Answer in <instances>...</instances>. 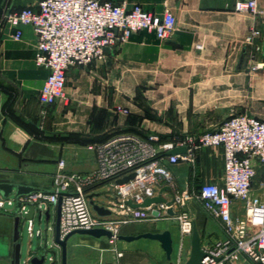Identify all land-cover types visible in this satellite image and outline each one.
I'll return each instance as SVG.
<instances>
[{
	"label": "crops",
	"instance_id": "obj_1",
	"mask_svg": "<svg viewBox=\"0 0 264 264\" xmlns=\"http://www.w3.org/2000/svg\"><path fill=\"white\" fill-rule=\"evenodd\" d=\"M34 1L6 0L1 15ZM109 1H124L127 7L140 4L157 14L169 7L176 18V29L163 40L152 31L139 30L106 52L104 61L69 67L65 99L47 107L37 100L48 70L34 63V31L23 26L21 38L15 40L12 29L7 24L0 25V124L4 135L0 139V180L50 190L60 159L65 161L64 168L69 172L89 173L96 168V160L94 151L88 148L93 142L85 140L119 127L137 128L144 135H198L217 128L233 114L264 119L261 51L264 0H257L261 13L255 20L235 12L233 0ZM251 26L261 32L255 39L259 49L245 41ZM196 44H201V49ZM117 105L128 108L129 114L116 112ZM71 133L76 136L62 142L43 138ZM169 168L179 188L189 191L221 177L222 151L219 147L203 146L195 150L192 164L180 161ZM263 186L264 165H260L253 178L251 198L261 196ZM102 188L105 187L98 191L103 192ZM56 207L57 202L47 207L52 220ZM187 207L200 234L201 246L223 238L219 222L198 203L189 201ZM11 209L0 210L2 259H7L11 249ZM242 213V202H234L233 216ZM36 214L37 210L35 217ZM33 222L34 219L32 225ZM37 230L42 232L40 228ZM163 230H168L172 238L173 264L181 241L174 219L133 221L122 225L119 234ZM189 250L190 235L183 240L184 260ZM66 264H169V261L155 239L110 241L107 237L73 234L67 241ZM237 264L253 263L239 260Z\"/></svg>",
	"mask_w": 264,
	"mask_h": 264
},
{
	"label": "built area",
	"instance_id": "obj_2",
	"mask_svg": "<svg viewBox=\"0 0 264 264\" xmlns=\"http://www.w3.org/2000/svg\"><path fill=\"white\" fill-rule=\"evenodd\" d=\"M233 10L247 14L253 20L261 13L257 0H233ZM1 24L12 29V38L19 40L23 26H30L36 36L34 63L48 70L37 93L42 107L65 99L66 70L72 66H86L93 60L104 61L105 48L123 43L139 31L148 30L163 40L176 29V18L169 7L160 14L145 10L140 4L127 7L124 1L109 0H36L17 10L4 13ZM261 32L251 26L245 37L249 45L259 49L255 39ZM201 49V44H196ZM127 115L129 109L114 107ZM159 134L141 137L122 132L88 146L95 153L96 168L89 173L65 170V161L58 160L49 192L37 191L21 196L20 211L29 205L45 210L61 198L59 230L61 238L74 229L103 228L116 239L122 225L140 220L174 219L181 241L173 264H184L182 246L191 234L193 217L187 207L196 202L223 231V238L201 246L204 255L199 264H237L239 260L264 264V186L261 196L251 198L253 178L257 167L264 165V119L245 113L233 114L214 129L198 135H173L172 140L159 142ZM174 146H185L184 153L166 154ZM203 146L219 147L223 156V172L216 181L203 182L192 190H181L170 170L180 161L192 164L195 150ZM133 172L134 176L121 184L116 179ZM101 186L104 192L98 191ZM161 191L166 202L131 207L127 200L140 204L147 197ZM168 193V195H165ZM89 194H93L89 198ZM104 196L101 200L98 197ZM92 199L109 210L97 214ZM242 202L243 213L233 216L234 202ZM13 206V197L0 196V208ZM169 207L174 214L167 213ZM29 235L34 231L28 220Z\"/></svg>",
	"mask_w": 264,
	"mask_h": 264
},
{
	"label": "water",
	"instance_id": "obj_3",
	"mask_svg": "<svg viewBox=\"0 0 264 264\" xmlns=\"http://www.w3.org/2000/svg\"><path fill=\"white\" fill-rule=\"evenodd\" d=\"M3 0H0V10L2 7ZM106 52H109V48H105ZM261 51L264 54V40L262 41ZM4 135L2 134V124H0V139H3ZM186 151L185 146H174L173 148L166 151V154L173 153H184ZM134 173L131 172L121 178L116 179V183L121 184L126 182L129 178H132ZM162 190H169L168 186H164ZM161 190V191H162ZM37 191H47L37 188L34 185L19 183L14 181L0 180V196L2 197H11L14 198V203L11 209L12 214V223L13 230L11 236V249L7 256V259L0 258V264H45L46 260H48V264H66L67 257V241L70 236L73 234H84L93 237H107L110 238L112 236L111 232L105 230L103 228H91V229H74L64 235L62 238L60 236L59 230V219H60V203L61 198L59 197L57 200L56 214L54 220L51 218V213L49 208L45 210H37V214L35 217V209L33 205H29L26 212L20 211L21 202L18 200L21 196H28ZM161 191L152 197H147L143 200L142 203L137 204L131 202V200H127V204L131 207H143L147 206L151 203H159L166 202V198L161 196ZM93 194H89V198L92 197ZM90 204L92 205L93 210L99 215H107L109 214V210L104 208L101 205L95 203L92 199H90ZM167 213L172 215L174 214L173 208L169 207ZM24 218L27 222L28 220L37 219L38 222H41L42 219L45 222V228L40 232V234L28 235L29 237V247L24 259H21V247H22V235H21V220ZM49 223L51 226H49ZM48 231L50 232V236L48 235ZM28 232V231H27ZM37 237L38 241L35 247H32L31 241L33 237ZM139 237H145L150 239H155L160 242L162 249L165 252L166 259L170 262V256L172 252V238L170 232L168 230H163L161 232H143L137 235H123L118 234L116 236L117 239L123 240H132ZM54 246L56 247L54 248ZM59 247V248H58ZM204 255V252L201 247V237L195 226H193L191 234H190V250L188 258L185 260L184 264H199L200 259Z\"/></svg>",
	"mask_w": 264,
	"mask_h": 264
},
{
	"label": "trees",
	"instance_id": "obj_4",
	"mask_svg": "<svg viewBox=\"0 0 264 264\" xmlns=\"http://www.w3.org/2000/svg\"><path fill=\"white\" fill-rule=\"evenodd\" d=\"M23 7V6H22ZM20 7V8H22ZM19 8V9H20ZM122 132H130V133H135L141 137H145L146 135H144L141 131H139L137 128H133V127H124V128H115L112 129L110 131H107L99 136H95L92 139L89 140H85L86 142H98V141H103L106 138H108L109 136H112L114 134L117 133H122ZM76 134L75 133H71L68 134L66 136H61V135H52V136H43L44 139L49 140V141H66L69 139H72L73 137H75ZM42 138V137H41ZM172 140V136L171 135H160L159 137V142H164V141H170Z\"/></svg>",
	"mask_w": 264,
	"mask_h": 264
},
{
	"label": "rangeland",
	"instance_id": "obj_5",
	"mask_svg": "<svg viewBox=\"0 0 264 264\" xmlns=\"http://www.w3.org/2000/svg\"><path fill=\"white\" fill-rule=\"evenodd\" d=\"M6 0H3V2H5ZM4 5V4H3ZM28 5V4H27ZM3 6L1 7V10H0V18L2 17V12L3 11ZM105 188H102L101 191L104 192ZM11 197H13L11 195ZM12 205H9L7 203L4 204V208H11ZM1 210V208H0ZM27 225H28V222L22 218L21 220V224H20V227H21V235H22V247H21V259H24L26 257V254H27V251H28V247H29V237H28V232H27ZM38 228H40L41 230H44L45 228V222L44 220L42 219L41 222H38L37 219L35 218L34 219V222H33V229L34 231H36ZM35 234V233H34ZM48 235L50 236V232L48 231ZM37 237H33L32 241H31V245L32 247H35L36 244H37ZM48 260H46L45 264H48Z\"/></svg>",
	"mask_w": 264,
	"mask_h": 264
}]
</instances>
